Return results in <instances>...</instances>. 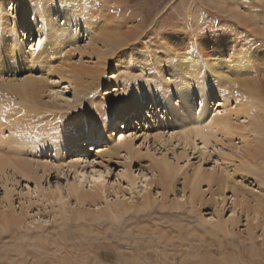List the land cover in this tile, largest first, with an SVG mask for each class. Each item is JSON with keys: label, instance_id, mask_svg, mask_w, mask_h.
<instances>
[{"label": "rangeland", "instance_id": "374dc122", "mask_svg": "<svg viewBox=\"0 0 264 264\" xmlns=\"http://www.w3.org/2000/svg\"><path fill=\"white\" fill-rule=\"evenodd\" d=\"M55 1L0 0V53L15 39L23 54L0 68V264H264V129L249 113L264 107V0H88L93 23L71 12L76 0ZM48 14L58 27L71 20L75 39L33 66L51 36ZM189 51L195 83L180 80L175 61ZM242 52L255 66L215 78L203 63ZM59 68H78L81 87L47 71ZM28 77L44 82L34 104L11 96ZM244 78L259 90L253 101L241 96ZM202 89L215 91L203 111L230 120L207 144L183 139L209 121L199 120ZM123 99H144L143 111L116 120L111 139L71 137ZM10 103L25 111L9 118ZM122 133L130 153L117 145Z\"/></svg>", "mask_w": 264, "mask_h": 264}, {"label": "bare ground", "instance_id": "6f19581e", "mask_svg": "<svg viewBox=\"0 0 264 264\" xmlns=\"http://www.w3.org/2000/svg\"><path fill=\"white\" fill-rule=\"evenodd\" d=\"M79 2H82V4H83L82 7H79ZM87 2H88V0H76L73 3H69V5L72 9L71 12L74 15L83 16L86 21L89 22L91 20V23H93L94 20L90 17V14H88V12L86 11ZM56 3L62 4L63 0H56L55 2H53V4H56ZM69 12L64 14V17H66ZM52 19L53 18L49 17V14H48L46 20H44V26L47 28L46 30H48V33L51 34V36L47 39L46 38L47 34L45 35V39H46L45 49L43 51H41V53H39L38 56L33 57L31 59L30 65L35 64V62L38 63L39 60L42 61V62L40 61L42 63V65L52 64L51 59L58 56L57 48L58 47L60 48L63 46V44L61 43V40H63V38L70 39V40L75 39V37H74L75 34L72 33L69 30V28L66 27V24L70 23L71 20L68 19L66 22H64L62 27H58V26H55L54 24H52V21H53ZM258 25H259V21L257 20L254 22L253 26H254V29L256 30V32L258 31L257 33H260V29H259ZM87 27H88L87 30H90L93 28L91 24H87ZM2 43L5 44L7 47L3 52L0 53V68H2L3 66L9 67V65L10 66L11 65L20 66V64H22L21 62L23 61L22 60L23 54H22L21 45L16 43L15 39L8 41V42L6 40H4ZM114 44L119 45L118 41H115ZM237 54H238V52H237ZM235 55H236V53H235ZM235 55H234V58L236 57ZM182 58H184V60H186V61H183ZM182 58L177 57V60H175L179 63H182L179 66V68L181 69L180 71L182 73V79H180V80L181 81L182 80L190 81L191 83L197 82L198 77H199V71H198L199 69L197 70V67H196V64L198 62V54L196 52L193 54L192 51H189V52L183 54ZM184 62H186V63H184ZM232 62H233V65L231 64ZM254 62H255V55L251 56L250 52L240 53L239 57L236 60L233 59L231 62L219 59V56H217V54H215V56H212L211 59H209V60L204 59V61H203L204 65L208 68L209 73L213 74V76L215 78H219L221 76V71L225 67H231L232 68L231 72H233V70H234L233 67H235V69L236 68L237 69L238 68H247L246 70H248V69L252 68V66L254 64H256ZM19 68H21V67H19ZM75 69H76V71H74L70 68H64V69L59 68L56 71L49 69L47 71H50L54 74H57L59 79L64 80L65 83H67L68 85L73 84L76 87H81L79 82L77 81L78 75H79V70H78V68H75ZM158 69H159L158 71H161V72H162V70H163V72L168 71V70H164L165 68L162 66H159ZM42 70H43V68H42ZM225 78L233 83L232 79L228 78L227 76H225ZM11 83L12 82H10L9 85H11ZM42 83H44V82L41 81L40 79L28 77L23 82H21V83L19 82L15 86V87H18V89L17 88L15 89L12 87L13 90H12L11 96H18V97H20V99L26 98L29 101H31L33 104L37 103L38 102V95L41 92L39 87L42 85ZM239 83L241 86H245L244 92H242L244 94L241 95L243 98L248 97L247 99H249V98L250 99H252V98L256 99V95L259 93V90L257 89L256 83H254L252 81V79L247 80L244 78V79H241L239 81ZM247 83H249V86L247 85ZM214 94H215V91H212V90L202 89L199 91L198 95L201 98V107H200L201 115H200L199 120H201V121L202 120H205V121L209 120V121L206 122L204 125L203 124L198 125V121H197V122H195L194 125H192V127L184 130L183 139L185 141H188L189 139L190 140L193 139L194 141L199 139V140H202L204 142V144H207L208 140L212 137V134H213L212 132H214L215 130H218L220 128L227 127V125L230 124L228 114L215 116V115H209L208 113L203 111V109H202L203 106L205 105L207 100L208 99L210 100V98ZM145 98H149V100L152 102V104H155V100H154L155 97H153L151 94H150V96H145L144 99ZM144 99H139V100H127V99L124 100L123 99V100L117 102L113 108V113L111 115L109 114V115L104 116V117L102 116L103 118H99V117L97 118V122H96L97 127H94V126L90 127V128L80 127L79 129H75V131L71 133L72 134L71 137H73V138L76 137L77 139H79L82 142L86 141V140L87 141H90V140L103 141L105 139H111L113 137L112 130L116 126L115 121L120 120L122 118V121H124L126 119V123L129 124L131 120L136 119L138 114H140V111H143V100ZM253 100L254 99H252L250 101H253ZM185 104H187V103H185ZM10 105L13 106L11 103H10ZM186 107H187V105H186ZM20 108H22L24 110L26 107H24V108L22 106L21 107L13 106V108L7 107V110H6L7 116L9 118H11L12 116L17 115L20 111ZM184 108H185V106L183 107V109ZM249 113H252L254 115V117L256 118V120H257L256 122H257L258 127L261 129H264V107L254 106L253 108H250ZM180 116H181V114H179V112H178L177 115H172L171 119H172V121L177 122L179 120ZM12 121H11V126L16 128V129H20L19 128L20 121L19 120L15 121V122H12ZM122 121L120 122V124L122 123ZM77 122H79V120H76V123ZM125 126L126 125H124L123 128H125ZM116 128H117V126H116ZM1 129L3 130V127H1ZM1 141H3V140L1 139ZM117 145L120 146V148H122V150L125 151L126 153H130V151L132 150L131 141H130L129 137H126L124 135V133H122V135H120V137L118 138ZM13 146H14V144H13ZM19 146H20L19 147V149H20L21 144ZM74 150H76V149H74ZM113 152L116 153V151H114V149L113 150L108 149V151H102L100 153L102 155H111ZM117 152H118V150H117ZM5 156L6 155L0 154V168L2 166H4V164L6 163V157ZM163 170L168 171V168L165 166V167H163ZM92 180L96 181V176H92ZM201 180H202V175H200L199 173H195L194 178L192 180L193 183L196 185ZM7 218L6 217L4 218L5 221L7 220ZM10 220H7V221H10ZM216 226L220 227V225H216Z\"/></svg>", "mask_w": 264, "mask_h": 264}]
</instances>
